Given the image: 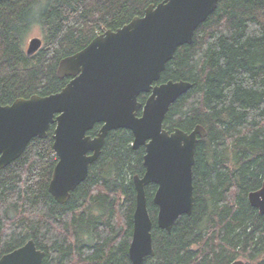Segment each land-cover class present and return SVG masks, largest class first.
<instances>
[{"label": "trees", "instance_id": "obj_1", "mask_svg": "<svg viewBox=\"0 0 264 264\" xmlns=\"http://www.w3.org/2000/svg\"><path fill=\"white\" fill-rule=\"evenodd\" d=\"M160 1L0 0V101L60 91L71 79L58 74L63 57ZM35 24L43 46L28 55L25 39ZM169 79L193 86L164 126L191 131L201 124L207 136L196 148L193 211L171 233L157 224V185L146 187L155 256L144 264H264V214L248 199L264 180V0H220L167 63L160 82ZM54 130L0 169V257L34 239L43 264H132L133 177L145 173V148H133L129 129L110 131L89 175L62 204L49 190L58 162Z\"/></svg>", "mask_w": 264, "mask_h": 264}, {"label": "water", "instance_id": "obj_2", "mask_svg": "<svg viewBox=\"0 0 264 264\" xmlns=\"http://www.w3.org/2000/svg\"><path fill=\"white\" fill-rule=\"evenodd\" d=\"M220 0H162L151 3L143 15L95 36L81 50L65 56L58 67L60 77H71L58 92L19 97L10 104L0 101V169L19 158L29 142L47 138L55 125L53 148L58 162L49 190L59 203L89 175L101 155L109 132L119 128L134 134L133 147H144L145 173L135 175L136 208L129 246L132 264H144L155 256L154 221L148 208L146 187L156 184L153 201L158 206L157 224L171 233L182 215L194 208L193 167L200 137L207 129L164 126L171 106L193 84L187 80L160 82L167 63L177 49L191 44L197 28L216 10ZM43 46L33 37L27 54ZM142 93L148 94L145 102ZM95 135L89 134L96 124ZM252 206L264 214V180L248 195ZM45 252L34 239L3 254L0 264H43ZM230 264H246L236 259Z\"/></svg>", "mask_w": 264, "mask_h": 264}, {"label": "rangeland", "instance_id": "obj_3", "mask_svg": "<svg viewBox=\"0 0 264 264\" xmlns=\"http://www.w3.org/2000/svg\"><path fill=\"white\" fill-rule=\"evenodd\" d=\"M42 28L39 24H35L34 26H32L29 34L27 35L26 39H25V49L28 48L29 46V41L33 38V37H42ZM246 261V259L244 258H240Z\"/></svg>", "mask_w": 264, "mask_h": 264}, {"label": "bare ground", "instance_id": "obj_4", "mask_svg": "<svg viewBox=\"0 0 264 264\" xmlns=\"http://www.w3.org/2000/svg\"><path fill=\"white\" fill-rule=\"evenodd\" d=\"M71 78V77H70ZM134 141V140H133ZM134 148V147H133ZM58 157V156H57ZM135 187V186H134ZM251 204V203H250Z\"/></svg>", "mask_w": 264, "mask_h": 264}, {"label": "flooded vegetation", "instance_id": "obj_5", "mask_svg": "<svg viewBox=\"0 0 264 264\" xmlns=\"http://www.w3.org/2000/svg\"><path fill=\"white\" fill-rule=\"evenodd\" d=\"M30 42V41H29ZM26 51H27V49H26Z\"/></svg>", "mask_w": 264, "mask_h": 264}]
</instances>
